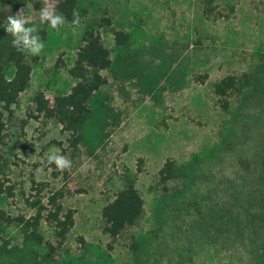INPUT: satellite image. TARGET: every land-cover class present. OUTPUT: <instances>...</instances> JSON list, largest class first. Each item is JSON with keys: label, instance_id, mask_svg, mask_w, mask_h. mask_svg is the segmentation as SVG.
Masks as SVG:
<instances>
[{"label": "rangeland", "instance_id": "obj_1", "mask_svg": "<svg viewBox=\"0 0 264 264\" xmlns=\"http://www.w3.org/2000/svg\"><path fill=\"white\" fill-rule=\"evenodd\" d=\"M78 2L79 24L65 21L59 31L40 20L47 0L15 12L39 29L45 48L38 56L26 52L29 85L9 110L0 104V264L247 260L258 248L248 234L264 237V228L254 222L244 228L236 219L263 210L264 0H215L212 16L201 0ZM88 24H99L112 65L102 72L106 83L91 99L90 119L73 146L57 121L35 112L33 98L70 92L75 80L68 69ZM117 31L129 35L123 46ZM228 76L235 87L221 99L214 85ZM50 150L72 167L49 164ZM168 159L177 171L163 184L159 171ZM129 182L144 212L111 238L101 211ZM55 192L74 210L61 244L46 221L31 229L18 222L36 214L31 202L46 205ZM46 241L56 247L51 256Z\"/></svg>", "mask_w": 264, "mask_h": 264}, {"label": "trees", "instance_id": "obj_2", "mask_svg": "<svg viewBox=\"0 0 264 264\" xmlns=\"http://www.w3.org/2000/svg\"><path fill=\"white\" fill-rule=\"evenodd\" d=\"M41 1L0 0V12L4 15L3 20H0V104L3 110H9L17 102L20 94L27 89L32 72L31 65L26 61V52H19L12 46L13 37L5 31L4 24L7 17L15 15L20 6L28 3L38 6ZM201 1L205 14L212 16L215 11L213 5L215 0ZM47 2L48 9L56 14H62L66 22L73 23V13H79L78 0H47ZM104 21L106 24L110 23L107 19ZM97 27L99 24H88L84 28L81 43L68 69L69 75L75 80L70 92L51 97L38 92L33 98L35 112L46 119L57 121L72 137L73 146L80 142L84 127L90 119L91 99L106 83L102 72L112 65L110 51L105 46ZM115 41L123 46L129 41V35L123 31H117ZM9 70L12 72L11 76L7 74ZM233 87H235L234 78L228 76L215 83L214 92L222 99ZM1 117L2 111H0V120ZM176 171L175 162L171 159L166 160L159 171L160 181L163 184L169 182L176 176ZM61 198L63 194L55 192L48 197L46 205H38L37 201L31 202L30 205L36 210V214L29 219L20 217L18 222L31 229L39 227L42 221H46L58 243H63L74 226V210H66L59 201ZM261 203L263 210L259 209L255 214L236 217L240 223L245 224L244 228L249 227V224L253 222L259 228H264V202ZM143 212L144 200L135 184L129 182L103 206L101 211L103 232L111 238H117L127 229L134 227ZM231 214V211L227 213L229 216ZM33 234L39 240L41 239L35 232ZM246 238L251 246L258 248L248 254L247 260H241L240 264H264V237H256L249 233ZM46 244L48 256H51L56 251V247L49 241H46Z\"/></svg>", "mask_w": 264, "mask_h": 264}, {"label": "clouds", "instance_id": "obj_3", "mask_svg": "<svg viewBox=\"0 0 264 264\" xmlns=\"http://www.w3.org/2000/svg\"><path fill=\"white\" fill-rule=\"evenodd\" d=\"M73 24H79V13H73ZM41 22H48L51 29L59 31L60 27L65 24V18L62 14H56L48 8H42L40 11ZM28 21L23 17L22 10L17 15L7 17L4 24L5 31L13 37L12 46L19 52H27L33 56H38L45 48L38 33L39 29L33 25L26 26ZM47 162L55 164L60 171L69 170L72 167V162L63 155L58 154V150H50L47 154Z\"/></svg>", "mask_w": 264, "mask_h": 264}]
</instances>
